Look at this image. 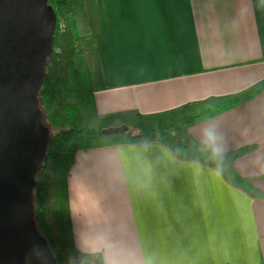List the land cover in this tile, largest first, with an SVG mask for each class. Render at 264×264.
Here are the masks:
<instances>
[{
    "label": "crops",
    "instance_id": "1",
    "mask_svg": "<svg viewBox=\"0 0 264 264\" xmlns=\"http://www.w3.org/2000/svg\"><path fill=\"white\" fill-rule=\"evenodd\" d=\"M100 114H159L264 79V0H76ZM92 9V10H91ZM85 29V34L81 33ZM264 191V91L184 135ZM75 242L105 264H264V198L160 142L79 150L69 174Z\"/></svg>",
    "mask_w": 264,
    "mask_h": 264
},
{
    "label": "trees",
    "instance_id": "2",
    "mask_svg": "<svg viewBox=\"0 0 264 264\" xmlns=\"http://www.w3.org/2000/svg\"><path fill=\"white\" fill-rule=\"evenodd\" d=\"M56 9L58 19H71V0H49ZM63 40L62 35L58 37ZM56 41H54V44ZM50 60L47 63V69ZM93 72L85 56L79 51L68 62L65 84L51 93L48 108L53 111L55 133L50 137L47 155L37 173L32 189V204L36 228L48 241L56 264H105L101 252L84 256L75 242L69 200V174L79 150L105 146L160 142L181 159H192L217 168L226 180L242 187L252 197L264 198V191L253 185L251 178L243 177L233 168L235 160L256 146L221 152L220 159H213L211 150L194 137L184 135L191 124L203 122L233 109L264 91V79L236 93L211 96L188 102L159 114H100L95 100ZM52 79L46 75L38 91L39 108L46 98V89ZM67 117L72 122L63 125ZM45 123V116L42 117ZM126 125L127 132L104 135L103 129ZM51 130V129H50ZM43 172V177L40 173Z\"/></svg>",
    "mask_w": 264,
    "mask_h": 264
},
{
    "label": "water",
    "instance_id": "3",
    "mask_svg": "<svg viewBox=\"0 0 264 264\" xmlns=\"http://www.w3.org/2000/svg\"><path fill=\"white\" fill-rule=\"evenodd\" d=\"M57 22L49 0H0V264H56L36 228L32 189L48 151L38 91ZM128 130L122 125L102 133Z\"/></svg>",
    "mask_w": 264,
    "mask_h": 264
},
{
    "label": "rangeland",
    "instance_id": "4",
    "mask_svg": "<svg viewBox=\"0 0 264 264\" xmlns=\"http://www.w3.org/2000/svg\"><path fill=\"white\" fill-rule=\"evenodd\" d=\"M76 0H73V5H76ZM53 6V3L51 4ZM92 10V9H91ZM71 19L68 20L58 19L55 40L54 44L53 56L50 59V66L47 69L48 76L52 79V82L49 83L46 89V98L42 99V117L45 116V125L49 127L50 137L55 133L54 121H56L53 111L48 108L49 98L52 92L59 91L64 87L65 84V73L66 66L68 62L75 56L79 51L88 58V62L90 63L91 58L87 49L85 48V44L83 43L84 39L77 38L72 31ZM85 29H81V33L85 34ZM62 35L63 40L59 42L58 37ZM72 120L65 117L62 120L63 125H68ZM48 140V146H49ZM41 177H43V172L40 173Z\"/></svg>",
    "mask_w": 264,
    "mask_h": 264
},
{
    "label": "clouds",
    "instance_id": "5",
    "mask_svg": "<svg viewBox=\"0 0 264 264\" xmlns=\"http://www.w3.org/2000/svg\"><path fill=\"white\" fill-rule=\"evenodd\" d=\"M203 139L206 146L211 150L213 159H220L222 157L220 145L217 142V136L214 131L205 129Z\"/></svg>",
    "mask_w": 264,
    "mask_h": 264
}]
</instances>
